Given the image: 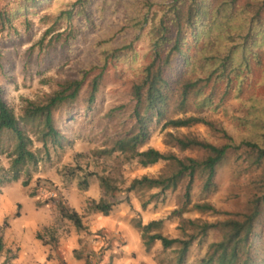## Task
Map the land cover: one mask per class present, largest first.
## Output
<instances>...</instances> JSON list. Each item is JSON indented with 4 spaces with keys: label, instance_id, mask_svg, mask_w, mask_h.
<instances>
[{
    "label": "rangeland",
    "instance_id": "obj_1",
    "mask_svg": "<svg viewBox=\"0 0 264 264\" xmlns=\"http://www.w3.org/2000/svg\"><path fill=\"white\" fill-rule=\"evenodd\" d=\"M14 1L0 0V8L11 7ZM73 1H45L24 11L11 26L6 24L0 30V88L3 99L17 117L27 100L42 101L63 80H83L77 98L53 112L55 126L63 135L61 146L48 144L45 153L33 132L36 121L21 123L33 139L32 149L38 154V163L27 186L22 185L25 175L0 184V264H48L50 259L57 264H175L176 246L163 249L157 241L146 248L137 224L162 219L159 231L183 239L186 238L180 227L183 219L214 222L224 216L172 212L184 202L185 182L165 193L157 194L156 189L128 191L133 178L155 176L165 163L142 167L119 151L124 147L121 137L134 128L131 86L152 57L149 29L159 15L160 3L168 1L86 0L83 9L75 10L70 20L60 18L55 22L59 10L72 8ZM151 1L154 4L149 7ZM146 13L149 20L143 23ZM57 33L61 36L55 39ZM122 46L125 48L114 52ZM194 51L192 48V60L187 66L177 62L174 66L191 78L209 74L213 62L203 54H193ZM98 73H101L98 90L90 102V81ZM232 79L225 96L224 80L206 84L204 95L213 91L209 94L212 102L197 110L191 100L186 114L213 120L229 133H237L243 123L238 118L245 113L240 99L264 97V73L261 66L253 64L240 79L237 77L235 81L233 76ZM161 124H149V136L139 150L153 147L161 152L173 151L179 157L197 155L195 151H179L165 144L164 133L168 130L219 141L201 123L177 130H161ZM113 145L118 150L107 153ZM12 146L13 139L0 133V166L5 170L10 164L8 153ZM234 164L231 155L217 168V190L210 195L201 193L196 180L190 193L191 202L207 201L229 213L245 211L254 172L248 170L246 174ZM85 174L88 187L82 190L78 181ZM101 176L112 190L101 186ZM30 192L34 195L30 196ZM91 199L114 204L104 215L90 208ZM59 206L75 210L84 227L76 229L60 215ZM256 231L260 234L259 247L264 248V211L256 222ZM219 238L220 232L215 230L198 237L189 247L184 264H197L206 255L208 245ZM76 255L81 259L75 258Z\"/></svg>",
    "mask_w": 264,
    "mask_h": 264
},
{
    "label": "trees",
    "instance_id": "obj_2",
    "mask_svg": "<svg viewBox=\"0 0 264 264\" xmlns=\"http://www.w3.org/2000/svg\"><path fill=\"white\" fill-rule=\"evenodd\" d=\"M45 1L50 0H16L11 7L0 8V30L6 24L11 26L13 20L23 15L24 11L37 8ZM167 1L160 3L159 15L154 18V24L149 29L152 57L142 68L140 78L131 86L134 128L121 137L120 142L124 147L119 149L127 160H134L142 167L160 161L165 163V167L155 176L133 178L127 190L156 189L158 194L175 190L180 183L185 182L184 202L172 212L181 215L196 211L224 217L214 222L183 219V225L180 226L186 233V238L183 239L168 237L159 231L162 219L139 223L136 227L141 231L146 248L157 241L163 249L176 246L175 264H184L192 242L214 230L220 232V238L208 245L206 255L197 264H264V248L259 247L260 234L256 231V222L264 211V97L240 99L245 113L238 118L243 123L234 134L229 133L218 122L186 114L191 100L197 110L205 109L212 102L209 94L213 91L204 95L206 84L224 80L225 96L230 89L229 82L233 83L232 76L235 81L237 77L240 79L245 71H250L253 64L261 66L264 73V0ZM85 2L86 0H75L71 3L72 8L60 9L55 22L60 18L70 20L75 10L83 9ZM153 4V1L148 2L149 7ZM148 20L146 13L143 23ZM49 31L50 29L45 33ZM60 36L61 33H57L55 39ZM124 48L122 46L114 52ZM192 48L195 50L193 54H203L213 62L209 74L191 78L185 76L178 66H174V62L182 67L187 66L192 60ZM100 75L98 73L90 81V102L94 100L98 90ZM82 86V79L63 80L42 101L27 100L20 117L15 115L3 99L0 88V133L13 139L12 149L8 153L11 158L9 167L5 170L0 166V184L16 181L21 175H25L22 185L27 186L31 171L35 170L38 163V154L32 149L33 139L21 123L27 125L36 121L33 129L36 131L33 132L45 153H48V144L61 146L63 135L55 126L53 112L64 103L77 98ZM240 91L239 86L237 93ZM153 122H161V130L190 128L201 123L219 141L210 142L189 132L177 134L168 130L164 133L165 144L179 151H195L197 155L179 157L173 151L161 152L153 147L139 150L138 147L149 136V124ZM116 150V145H113L107 153ZM231 155L235 167L244 173L248 170L254 172L249 181L252 190L247 209L229 213L217 209L207 201L191 202L190 193L196 180H199V189L205 196L217 190V168ZM99 179L105 190H112L111 185H106V178L101 176ZM78 187L82 190L88 187L86 174L78 181ZM33 195L30 192V196ZM89 202L92 210L104 215L109 213L114 204L103 199H91ZM58 208L60 215L71 221L76 229L84 227L75 210L64 206ZM187 229L191 230L190 233ZM79 257L76 255V258Z\"/></svg>",
    "mask_w": 264,
    "mask_h": 264
},
{
    "label": "crops",
    "instance_id": "obj_3",
    "mask_svg": "<svg viewBox=\"0 0 264 264\" xmlns=\"http://www.w3.org/2000/svg\"><path fill=\"white\" fill-rule=\"evenodd\" d=\"M7 247H9V245H7ZM76 258V257H75ZM77 259H81V258H77ZM48 264H51V263H54V264H57L55 260L53 259H50L47 261ZM16 264V263H15Z\"/></svg>",
    "mask_w": 264,
    "mask_h": 264
}]
</instances>
